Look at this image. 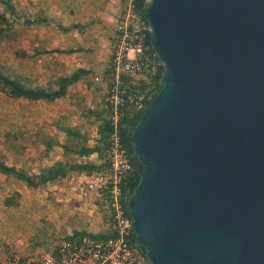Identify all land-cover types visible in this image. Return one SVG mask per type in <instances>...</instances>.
Instances as JSON below:
<instances>
[{
    "label": "water",
    "instance_id": "95a60500",
    "mask_svg": "<svg viewBox=\"0 0 264 264\" xmlns=\"http://www.w3.org/2000/svg\"><path fill=\"white\" fill-rule=\"evenodd\" d=\"M164 65L127 201L151 264H264V0H149Z\"/></svg>",
    "mask_w": 264,
    "mask_h": 264
},
{
    "label": "rangeland",
    "instance_id": "374dc122",
    "mask_svg": "<svg viewBox=\"0 0 264 264\" xmlns=\"http://www.w3.org/2000/svg\"><path fill=\"white\" fill-rule=\"evenodd\" d=\"M41 2L42 0H12L15 13L12 14L11 21L14 29L11 37L0 43V64L11 67L12 72L22 78L32 74L30 69L37 70L40 67L27 58V52L34 45H29L32 33L27 19H32V13L41 8L38 4ZM5 9L6 4L0 2V12ZM47 38L55 44V48L62 46L55 31L48 30ZM18 52L25 53V56ZM54 55L52 58L48 57L46 63L49 79L52 78L51 74L57 76L53 79L52 86H56V79L61 73H65L66 68L76 64L73 59L66 61L64 54L56 52ZM99 60L98 58L93 64L97 68ZM86 108L82 100L75 107L67 103H50L45 106L35 103L34 106L31 101L9 97L0 89V156L9 165L32 172L30 149H35L42 159L44 155L40 150L43 151L44 147L41 145L47 140L44 137L52 133L65 142L67 136L62 128L81 127L79 122L83 119L75 116ZM86 128L87 126L78 130L82 133L91 130L87 128L86 131ZM67 158L62 156V160ZM72 158L74 161L81 160L76 156ZM79 181H66L38 190L30 189L0 173V252L9 248L23 256L36 257L43 249L54 248L67 236L73 235L76 229H87L94 234L106 231V210L100 204L92 206L79 200Z\"/></svg>",
    "mask_w": 264,
    "mask_h": 264
},
{
    "label": "built area",
    "instance_id": "2783aa9c",
    "mask_svg": "<svg viewBox=\"0 0 264 264\" xmlns=\"http://www.w3.org/2000/svg\"><path fill=\"white\" fill-rule=\"evenodd\" d=\"M114 32L116 44L108 66L111 85L106 95L114 125L109 139L111 172L86 175L78 182L77 190L83 203L104 207L107 230L115 236L101 240L89 236L64 239L36 257L6 248L0 252V264H150L136 241L133 219L124 204L121 184L133 170V164L123 148L118 128L124 107L131 105L139 110L148 105L147 94L137 87L142 75L156 72L158 63L148 42L150 26L145 16L135 10L134 0H128L117 17Z\"/></svg>",
    "mask_w": 264,
    "mask_h": 264
},
{
    "label": "crops",
    "instance_id": "0c3cea01",
    "mask_svg": "<svg viewBox=\"0 0 264 264\" xmlns=\"http://www.w3.org/2000/svg\"><path fill=\"white\" fill-rule=\"evenodd\" d=\"M41 3H38L41 8L32 13V19L28 23L30 33H32L29 45L31 47L33 43L34 45L32 50L27 52V58L38 63L40 67L37 70L30 69L32 74H28L27 82L33 87L54 88L55 86L53 85V87L51 84L57 76L51 74L52 78L49 79L50 75L47 74L46 67L48 57L52 58L58 52L59 55L64 54L66 61L68 59L75 60L76 64L66 68L65 73H61L60 76H71L81 69L87 73L77 83L71 85L66 96L56 103H67L71 107H75L79 100L84 102L87 107L84 111L87 112V115L83 111L75 117L80 116L83 119L79 122L81 127L78 129L85 126L91 129L88 132L86 128L87 132L83 133L90 134V142L93 145L99 137L98 127L102 118L107 116L106 95L111 83L106 75V66L112 59L115 21L124 8V2L123 0H42ZM48 30L56 32L62 45L61 48H55V44L47 38ZM98 58L100 60L97 68L93 64ZM35 103L44 106L50 104L45 101H37L33 102L34 106ZM44 139L47 140L41 145L42 148L44 147L43 151L40 150L44 155L42 159L39 158L40 154H36L35 149H30L32 151L30 154L33 163L32 172H39L41 167L62 160L64 155L62 147L64 141L60 136H53L50 133ZM86 159L99 162L97 153ZM84 178H87L84 173H72L57 183L49 184L46 188L38 190H45L62 182H73ZM80 208L82 209V207Z\"/></svg>",
    "mask_w": 264,
    "mask_h": 264
},
{
    "label": "trees",
    "instance_id": "16d2710c",
    "mask_svg": "<svg viewBox=\"0 0 264 264\" xmlns=\"http://www.w3.org/2000/svg\"><path fill=\"white\" fill-rule=\"evenodd\" d=\"M128 0H123L124 8H126ZM149 0H134L135 10L144 17V9ZM6 4V9L0 12V43L11 37V31L14 29V23L11 21L12 14L15 13L12 0H0ZM11 10V11H9ZM28 22L30 20L27 19ZM26 21V22H27ZM148 42L151 43V33L148 34ZM116 40L113 41V49H115ZM152 52L155 51L151 45ZM114 51V50H113ZM19 53V52H18ZM25 56V53H19ZM158 67L156 72L147 73L139 79V91L147 94V104L157 95L162 87V76L164 74V65L159 57L155 54ZM112 61V59H111ZM108 64V66L111 64ZM111 70L107 68L106 75L111 83ZM87 73L83 69L76 71L71 76H60L56 79L54 88H44L41 86L33 87L28 84L27 77L22 78L12 72L11 67L0 64V89L9 97L15 99H24L31 102L45 101L48 103L56 102L64 98L67 94L68 88L77 83L83 75ZM145 109V108H144ZM144 109H137L131 105L124 107V114L119 121V132L122 137V145L127 155L130 157L133 170L123 180L121 187L123 190L124 204L127 210V198H129L135 191L140 181V172L142 166L139 163L137 156L134 153L133 145L131 142V135L135 125L143 114ZM107 116L102 118V122L98 127L99 137L92 145L90 143L91 137L89 133H82L78 129L70 127L62 128L66 134L67 140L62 144L64 148V155L68 157L66 160L56 161L52 165L41 167L39 172H30L24 168H18L16 165H9L0 156V173L13 178L16 181L23 183L30 189H44L49 184L57 183L62 178L69 176L72 173H84L92 175L96 173H110L111 171V154H110V135L114 130L112 120V109L107 106ZM87 112L84 111V114ZM100 118V116H99ZM11 137V134L8 135ZM50 145V144H49ZM51 146V145H50ZM97 153L99 162L85 160L91 155ZM73 156L81 160L74 161ZM83 159V160H82ZM89 236L95 239H108L115 236L110 230L99 232L97 234L89 233L87 230H75L74 234L67 236L68 240H75L78 237ZM135 242V236L134 240Z\"/></svg>",
    "mask_w": 264,
    "mask_h": 264
}]
</instances>
